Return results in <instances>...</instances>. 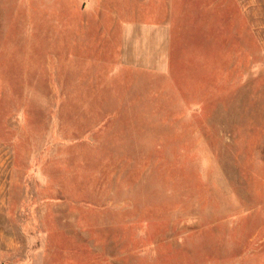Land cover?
Listing matches in <instances>:
<instances>
[{
	"label": "rangeland",
	"instance_id": "1",
	"mask_svg": "<svg viewBox=\"0 0 264 264\" xmlns=\"http://www.w3.org/2000/svg\"><path fill=\"white\" fill-rule=\"evenodd\" d=\"M48 1L0 0V264H264V0H131L167 74Z\"/></svg>",
	"mask_w": 264,
	"mask_h": 264
},
{
	"label": "crops",
	"instance_id": "2",
	"mask_svg": "<svg viewBox=\"0 0 264 264\" xmlns=\"http://www.w3.org/2000/svg\"><path fill=\"white\" fill-rule=\"evenodd\" d=\"M253 1L259 2V0H252V3ZM51 2L47 0L48 4ZM59 2L62 27L65 25L66 28H71V24L68 22L64 24L63 18L68 19V16L63 17V15L66 9L71 11L74 5L77 12L76 34L80 36L90 32L97 36L107 35V50L112 53L115 51V28L117 23L121 21V11L119 10H123L126 17L122 23L120 22L121 52L123 51L125 55L128 54L132 50L133 43H135L141 67L158 74H167L172 70V52L169 44L171 38L170 24L159 22L153 25L144 21L133 24L132 21H129L130 15L126 14V9L131 10V0H59ZM145 3L140 4V13L142 7L145 10ZM242 11L247 18H250L248 7H242ZM87 19H92V25L86 22ZM89 28L92 30L89 31ZM256 46L258 49V39Z\"/></svg>",
	"mask_w": 264,
	"mask_h": 264
}]
</instances>
